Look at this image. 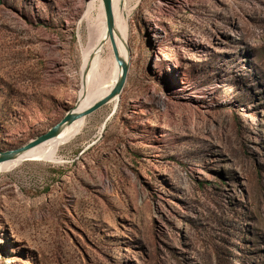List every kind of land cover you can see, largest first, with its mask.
<instances>
[{
    "label": "rangeland",
    "instance_id": "rangeland-1",
    "mask_svg": "<svg viewBox=\"0 0 264 264\" xmlns=\"http://www.w3.org/2000/svg\"><path fill=\"white\" fill-rule=\"evenodd\" d=\"M87 1L0 0V150L75 104ZM117 4L124 85L0 171V264H264V0Z\"/></svg>",
    "mask_w": 264,
    "mask_h": 264
},
{
    "label": "bare ground",
    "instance_id": "bare-ground-1",
    "mask_svg": "<svg viewBox=\"0 0 264 264\" xmlns=\"http://www.w3.org/2000/svg\"><path fill=\"white\" fill-rule=\"evenodd\" d=\"M112 37L118 55L128 62L130 49L127 42L130 23L120 10L117 0H112ZM76 37L80 47V90L76 110L84 109L106 95L120 75L111 39L107 33L101 0H88L84 11L76 23ZM79 27L85 30V41L81 45ZM114 96L109 102L114 100ZM83 117L64 124L57 135L27 149L16 158L0 162V171L8 170L21 160H47L56 145L69 140L84 125Z\"/></svg>",
    "mask_w": 264,
    "mask_h": 264
},
{
    "label": "water",
    "instance_id": "water-1",
    "mask_svg": "<svg viewBox=\"0 0 264 264\" xmlns=\"http://www.w3.org/2000/svg\"><path fill=\"white\" fill-rule=\"evenodd\" d=\"M104 15H105V21H106V27H107V33L111 39L112 47H113V53L116 59V62L118 66L120 67V75L118 79L116 80L113 87L109 90V92L101 97L100 99L94 101L91 105L84 109L76 110L79 98H77L75 104L72 107H69L66 111L63 117L56 122L54 125L49 127L45 132L40 133L32 138H30L27 142L21 144L20 146L0 150V162L11 160L16 158L17 155L21 154L22 152L26 151L27 149L55 136L58 134L60 128L66 124L71 123L73 120L85 117L86 115L90 114L91 112L95 111L99 107H101L103 104L110 101L114 96L118 95L124 85V82L126 80L127 72H128V62L122 59L118 53L115 46V43L113 41L112 37V31H113V7H112V0H101Z\"/></svg>",
    "mask_w": 264,
    "mask_h": 264
}]
</instances>
